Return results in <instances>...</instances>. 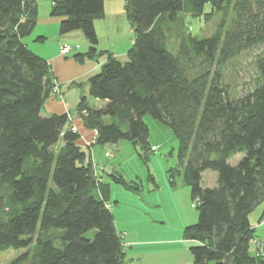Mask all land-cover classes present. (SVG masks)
I'll return each mask as SVG.
<instances>
[{"label":"trees","instance_id":"trees-1","mask_svg":"<svg viewBox=\"0 0 264 264\" xmlns=\"http://www.w3.org/2000/svg\"><path fill=\"white\" fill-rule=\"evenodd\" d=\"M50 1L60 34L79 30L88 56L106 55L87 80L89 95L103 103L82 98L76 108L97 132L93 144L125 140L153 152L143 117L170 128L178 141L170 176L181 168L197 200V220L184 229L192 264H264L249 221L258 206L264 218V81L235 95L221 69L264 41V0H124L134 30L125 61L96 51L94 20L104 16V0ZM206 4L219 15L213 34L181 33L169 48L167 24L200 15ZM36 21L35 0H0V251L33 245L6 264H122L109 189L94 175L87 148L66 112L41 115L55 83L47 60L23 42ZM256 66L264 75V55ZM206 170L216 173L213 186H201ZM111 176L140 190L135 180Z\"/></svg>","mask_w":264,"mask_h":264},{"label":"crops","instance_id":"crops-1","mask_svg":"<svg viewBox=\"0 0 264 264\" xmlns=\"http://www.w3.org/2000/svg\"><path fill=\"white\" fill-rule=\"evenodd\" d=\"M35 2L37 21L23 42L32 52L47 60L53 82L61 86L62 93V96H54L50 92L43 101L41 115L49 116L64 112L71 114L68 116L67 126L80 134L78 144L83 149H90L91 159L97 166L96 176L101 184L107 185L109 189V173L105 174V171L109 170V165L106 166L107 162L102 156H105L109 145L95 143L88 147L93 131L83 125L76 112L82 98L88 105L100 106L103 103L89 95L87 80L99 72L106 62V55L88 56L89 43L82 32L60 34V18L50 15L51 1ZM38 37L43 39L37 40ZM63 44L70 47L66 52L62 51ZM114 56L118 59L117 54ZM97 145L102 146V152L98 151V155L95 151ZM114 146L117 148V144ZM99 153L102 159L98 158ZM171 183L173 184L174 180ZM158 187L153 181V185L145 189L126 188L120 197L109 193V201L113 202L109 203L115 229L123 234L122 264H192V256L188 249L191 241L184 237L185 227L195 221L188 213L189 197L180 192L177 184L173 186L165 182L163 189Z\"/></svg>","mask_w":264,"mask_h":264},{"label":"rangeland","instance_id":"rangeland-1","mask_svg":"<svg viewBox=\"0 0 264 264\" xmlns=\"http://www.w3.org/2000/svg\"><path fill=\"white\" fill-rule=\"evenodd\" d=\"M203 11V13L197 16L179 14L173 23L167 24L165 31L167 34L169 48L170 46L173 49L176 48L178 36L181 33H190L199 38L207 37L213 34L219 21V15L212 12L209 4L204 6ZM94 29L98 40L97 51H107L112 53L113 56L114 54H117L119 60H125L127 58V51L131 47L134 38V30L126 17L124 0H104V16L94 20ZM80 32L81 31H79V33ZM65 45L67 44H63L61 48L65 47ZM49 47L52 48V46ZM263 55L264 41L261 44L241 51L239 54L223 63L221 67L223 80L230 88L232 94L240 95L264 81L263 73H261L256 66V60ZM59 88L61 90V86H59ZM54 96H62V93H55ZM67 114L68 116L71 115L68 112ZM143 119L149 128L148 146L154 144L157 145L158 149L153 152L148 149L142 151L138 144H132L125 140L117 143L106 144L109 146L107 152H105V156H102L107 162L106 166L109 165V170L107 172L105 171L106 175L109 173V193L112 196L120 197L121 192L126 189L122 184L116 182L114 177L111 176L112 174L121 175L128 182L135 180L140 189H145L149 185H153L152 180L158 184L159 189H163L165 182L173 186L177 184L180 188V192L184 196L188 195L189 197L188 213L192 219L195 220L193 221L195 223L197 219L195 203L197 200L191 198L190 187L184 180L182 169L180 168L178 171L171 170L173 172V176H170L172 175L170 174V169H174L178 163V141L170 128L153 119L149 114L145 115ZM78 135L80 137L79 133ZM94 136L95 135L93 133L91 142L87 144L88 147L93 145L96 141V137L93 139ZM116 144L117 148L114 146ZM95 151L96 155H98V151L101 153L102 146H95ZM86 152L89 154L91 166L93 168L94 175H96L95 171L97 166L94 165L91 159L90 149L87 148ZM100 153L98 158H100ZM240 157L241 154H236L229 161L231 164H234ZM173 180L174 183L172 184L171 181ZM215 180L216 173L211 170H206L203 172L201 186H213L215 184ZM110 202L113 204L112 201ZM260 209L261 206H258L250 213L249 221L254 231V236L251 240L256 245L257 249H255V252L258 250L257 243L260 241V243H262L260 254H262L264 251V218L260 219L259 217ZM257 223H259L258 225L262 227H259ZM52 231L60 230L52 229ZM94 234L95 230H90L85 234V237L92 239ZM28 249H33V245H30L25 249L9 248L7 250L0 251V264L10 262L21 252ZM250 250L252 251L253 247Z\"/></svg>","mask_w":264,"mask_h":264},{"label":"built area","instance_id":"built-area-1","mask_svg":"<svg viewBox=\"0 0 264 264\" xmlns=\"http://www.w3.org/2000/svg\"><path fill=\"white\" fill-rule=\"evenodd\" d=\"M69 49V46L68 45H65V47H63L62 48V51L64 52V51H67ZM61 92V90H60V88H59V85L57 84V83H55L54 85H53V88H52V90H51V93L52 94H59ZM93 133H94V137H93V139L96 137V135H97V132L96 131H93ZM158 149V147L157 146H155V145H152L151 146V150H153V151H156ZM110 155V154H109ZM195 204H197V202L195 203ZM258 244V250L256 251V254H260V252H261V248H262V243H260V241L257 243ZM264 245V244H263Z\"/></svg>","mask_w":264,"mask_h":264}]
</instances>
